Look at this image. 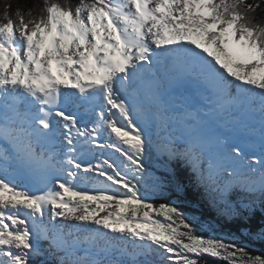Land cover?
<instances>
[{"label": "snow or ice", "instance_id": "6c2138e0", "mask_svg": "<svg viewBox=\"0 0 264 264\" xmlns=\"http://www.w3.org/2000/svg\"><path fill=\"white\" fill-rule=\"evenodd\" d=\"M259 7L42 0L14 20L6 5L0 264H264L235 243L264 241ZM180 163L211 185L219 215L247 221L259 209L258 230L217 235L189 222Z\"/></svg>", "mask_w": 264, "mask_h": 264}, {"label": "trees", "instance_id": "16d2710c", "mask_svg": "<svg viewBox=\"0 0 264 264\" xmlns=\"http://www.w3.org/2000/svg\"><path fill=\"white\" fill-rule=\"evenodd\" d=\"M59 2L64 3L65 0H59ZM73 6L78 3V0H70ZM251 4H259L260 7L255 12V18L257 20L264 19V0H247ZM42 0H0V22H3V15L6 5H11L9 10V15L15 20L14 15L17 9L22 10L26 14L29 10H33V13L37 12V5H40ZM185 172H180L175 174V179L181 184L185 185V191L183 195L177 201L178 206L188 215L189 222L196 225L204 224L205 226L210 222L214 225L217 235L224 233H237L242 227H248L253 231L258 230L261 224V212L259 210L249 219L245 220L243 217L232 219L229 221L226 217H221L218 215L217 211H214L215 208L213 204L207 199L206 204L200 205L198 203V197L203 198L202 192H199L194 184L188 183L185 180ZM212 200V199H211ZM231 200L235 202L232 197ZM212 207V208H211ZM208 234L207 230L200 231L199 234ZM235 243L240 244L241 246L247 245V251L251 255H261L264 256V241L252 240L247 237L241 238V240L235 241ZM210 264H227V261H222L219 259H212L209 261Z\"/></svg>", "mask_w": 264, "mask_h": 264}, {"label": "rangeland", "instance_id": "374dc122", "mask_svg": "<svg viewBox=\"0 0 264 264\" xmlns=\"http://www.w3.org/2000/svg\"><path fill=\"white\" fill-rule=\"evenodd\" d=\"M208 235H209V233H208V234H207V233H206V234H204V236H208Z\"/></svg>", "mask_w": 264, "mask_h": 264}, {"label": "bare ground", "instance_id": "6f19581e", "mask_svg": "<svg viewBox=\"0 0 264 264\" xmlns=\"http://www.w3.org/2000/svg\"><path fill=\"white\" fill-rule=\"evenodd\" d=\"M95 179V178H94Z\"/></svg>", "mask_w": 264, "mask_h": 264}]
</instances>
